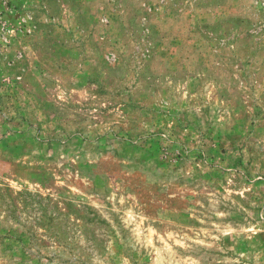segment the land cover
I'll use <instances>...</instances> for the list:
<instances>
[{
	"label": "rangeland",
	"instance_id": "obj_1",
	"mask_svg": "<svg viewBox=\"0 0 264 264\" xmlns=\"http://www.w3.org/2000/svg\"><path fill=\"white\" fill-rule=\"evenodd\" d=\"M0 264H264V0H0Z\"/></svg>",
	"mask_w": 264,
	"mask_h": 264
}]
</instances>
